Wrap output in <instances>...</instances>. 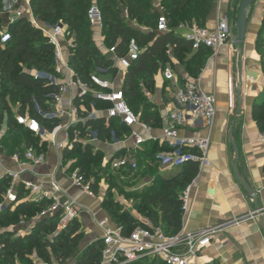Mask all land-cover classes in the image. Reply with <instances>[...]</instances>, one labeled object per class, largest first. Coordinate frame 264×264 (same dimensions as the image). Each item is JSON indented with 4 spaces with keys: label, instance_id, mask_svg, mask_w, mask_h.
Segmentation results:
<instances>
[{
    "label": "built area",
    "instance_id": "2783aa9c",
    "mask_svg": "<svg viewBox=\"0 0 264 264\" xmlns=\"http://www.w3.org/2000/svg\"><path fill=\"white\" fill-rule=\"evenodd\" d=\"M257 1L264 3V0ZM26 5L29 11L22 6L0 11V19L4 21V25L0 27V47L4 48L11 41L8 27L21 19H27L52 48L53 66L49 72L21 65L22 72L52 90L44 93L43 105L36 99L32 100L31 107L36 116L30 114L28 106L23 113H19L22 107L19 101L8 102L16 127L30 135L33 141L29 144L20 143L12 153L2 150L0 145V183L6 181L7 184L1 195L0 213L13 211L16 206L25 202L46 203L32 220H22L19 223L21 229L16 238L26 237L38 222L47 220L54 225V230L45 234L44 240L52 241L75 221H80L84 210L59 184L57 175H63L71 186L90 198L95 197L90 183H96L98 179H86L79 169L70 172L72 159L65 158L64 153L71 152L74 147L82 149L90 146L93 153H102L101 147L111 150L110 155L102 153L104 167L108 166L111 178H118L120 181H132L133 176L140 174L137 154L140 147L148 141L158 142L169 150L168 154L158 156L162 171L190 166H196L199 171L212 165L209 158L210 137L199 135L198 130H211L217 114V102L214 95L202 91L197 78L185 70L176 72L171 65L163 68L160 66L165 81L172 82L173 91L168 110L160 116L164 122L162 135L154 138L150 135V126L142 122L140 114L128 105L122 88L126 72L145 49L139 48L133 40L129 42L123 56L117 54L115 47L108 48L101 30V12L96 5H92L88 10L87 20L97 32L94 39L97 40L98 50L109 58L111 64L109 69H98L86 79L81 78L70 65L76 44L67 25L62 22L54 25L41 23L34 17L29 2ZM230 21L231 16L225 14L217 18L214 30L195 23L181 24L177 29L171 30L168 19L160 13L155 32L180 35L189 43L192 53L207 51L217 54L231 42ZM176 30L186 32L181 35ZM169 58H172L170 54ZM108 70L111 73L108 74ZM143 94L149 98L147 90H143ZM7 118L5 113L0 124V143L8 132ZM186 127L192 128L194 132L183 137L180 131ZM121 133L125 135L121 137ZM261 141L264 142V135ZM50 148L55 151L56 164L53 172L47 175V182L36 184L27 180V174L36 176L34 170L46 164ZM195 188L194 178L181 196L182 217L189 212ZM263 214L264 209H259L217 226L194 233L181 231L175 235L165 234L161 226L150 222L137 226L128 234H122L121 228L112 225L109 219H95V225L101 234L94 242L100 241L101 244L100 264L153 260L163 264H211L203 262L202 256L217 234ZM90 216L95 218L93 214ZM1 250L2 245L0 264H3ZM26 257L32 264H50L41 260L36 253ZM14 264L21 263L16 261Z\"/></svg>",
    "mask_w": 264,
    "mask_h": 264
},
{
    "label": "trees",
    "instance_id": "16d2710c",
    "mask_svg": "<svg viewBox=\"0 0 264 264\" xmlns=\"http://www.w3.org/2000/svg\"><path fill=\"white\" fill-rule=\"evenodd\" d=\"M93 1L31 0L29 5L37 21L50 25L62 22L73 33L76 48L70 59V65L81 78L86 79L98 69H109L111 64L109 58L98 50L93 40L95 30L87 20V13L92 5H96L101 12V30L108 48L115 47L119 56L125 55L131 40L139 48H144V52L126 72L122 88L128 105L133 111L139 112L142 122L150 127L159 124L160 117L157 113L133 109L134 106L144 103L143 90L151 91L153 89V76L160 66L171 65L169 54L179 62L180 66H183L186 72L196 77L205 61V56L202 53L209 52L192 53L189 43L180 35H175L172 32L157 34L155 32L157 18L160 13H163L168 19V26L171 30L177 29L181 24L192 23L205 27L207 15L216 0H161L158 7L154 3L151 7L148 3L151 0H95L96 4ZM236 12L237 9L235 14ZM2 25H4V21L0 19V27ZM8 30L11 41L4 48L0 47V124L6 113L8 132L2 138L0 145L2 150L12 153L20 143L29 144L33 139L25 131L16 127L8 102L19 101L22 106L19 113H23L28 106L30 114L36 116L31 107L32 100L36 99L39 104L43 105L44 93L52 90V88L44 87L41 82L34 81L23 74L21 65L28 69L50 72L53 66V53L41 32L34 29L27 19L19 20L9 26ZM263 30L264 20L261 32ZM189 53H192V56L186 58ZM108 71V74L111 73L110 70ZM252 117L260 133L264 135V95L254 102ZM99 156L103 158L100 152L93 153L90 146L82 149L74 147L71 152L64 153L65 158L75 157L71 164L77 166L80 172L85 174L86 179H99L98 177L112 179L107 169L108 166H96ZM154 157L153 153L147 155L151 163L156 162ZM139 158L138 152L137 160ZM147 167L150 168L151 165L148 164ZM179 171V174L175 176L158 180L143 195L145 202L150 207L145 209L144 216H148L153 225L161 226L167 235H175L182 230L181 196L198 172L196 166L184 167ZM139 175L133 176L132 180L139 178ZM6 185V181L0 183V202ZM90 189L94 195H97L99 183H90ZM45 204V202L40 204L21 203L13 211L7 210L0 213V223L4 226L16 225L20 218L26 220L28 216L32 220ZM102 205H106V203L103 202ZM106 209V211H111L112 218L108 217L111 223L121 228L122 234H128L137 226L144 225L134 223L132 218L126 214L121 212L117 214L110 206ZM78 226L75 221L52 241L41 240V238L44 239L45 234L54 230V225L47 220L38 222L32 233L24 238H13L11 234L1 231L2 263L14 264L18 261L21 264H32L26 257L31 255L32 247H34L36 255L46 263H52L53 259L62 261L72 258L81 237ZM81 252L82 255L78 257L76 264H100V241L91 243ZM128 264L163 263L153 260Z\"/></svg>",
    "mask_w": 264,
    "mask_h": 264
},
{
    "label": "crops",
    "instance_id": "0c3cea01",
    "mask_svg": "<svg viewBox=\"0 0 264 264\" xmlns=\"http://www.w3.org/2000/svg\"><path fill=\"white\" fill-rule=\"evenodd\" d=\"M27 2L29 0H23L21 6L29 11ZM239 2L240 0H216L207 15L205 28L214 30L217 18L221 15L228 14L233 18ZM263 20L264 3L257 1L252 5L244 41L240 45L236 46L230 42L217 54L202 53L205 61L195 78L198 79L203 92L215 96L217 114L211 130H198V133L210 137L209 158L212 165L197 172L196 188L191 197L189 212L182 217L183 233H194L256 211L253 198L234 178V151L231 142L235 143L239 150V175L254 191L258 208L264 209V142L261 141L263 134L252 117L254 102L264 95L261 56L257 49L258 41L264 39V30L261 32ZM185 32L176 30V33L181 35ZM188 55L192 56V53ZM170 60L176 72L184 71L175 58ZM249 71L256 72L257 78L253 80L247 77L246 73ZM153 82V89L148 91L149 98L144 97L149 101L148 112H155L160 117L172 102L173 84L165 81L160 69L153 76ZM239 99H242V107L240 113L236 114ZM163 126L164 122L160 118L159 124L150 127V135L160 138ZM192 132V128L186 127L180 131V135L184 137ZM147 144H152V150L149 152L145 149ZM101 149L105 155L111 154L108 148ZM168 151L165 145L148 141L140 147V158L137 161L147 162V155L153 153L161 170L158 156L166 155ZM5 163L8 162L5 160ZM55 164V151L50 148L47 151L46 164L34 170L36 176L27 174L25 178L36 184L46 183L47 175L53 172ZM172 171L166 170L162 173ZM57 181L83 208L84 213L79 222L82 229L86 230L89 242H94L101 234L95 225V219H109L101 209V201L81 193L71 186L63 175L58 174ZM90 214L95 218L92 219ZM202 261L211 264H264V214L259 218L244 220L239 226L227 228L217 234L211 246L204 251Z\"/></svg>",
    "mask_w": 264,
    "mask_h": 264
},
{
    "label": "rangeland",
    "instance_id": "374dc122",
    "mask_svg": "<svg viewBox=\"0 0 264 264\" xmlns=\"http://www.w3.org/2000/svg\"><path fill=\"white\" fill-rule=\"evenodd\" d=\"M23 0H2L0 5V11H4L5 9H17L21 7ZM31 0H29L30 2ZM161 0H151L148 1V3L151 5L154 3L156 7H158V4H160ZM241 2V0H240ZM239 2V3H240ZM257 2V1H256ZM94 4H96V1H93ZM239 5V4H238ZM96 37V33H94ZM94 42L96 43L97 40L93 38ZM258 51L260 52L261 56V72L264 77V39H261L258 41ZM186 58H190V55H187ZM192 69V66H190ZM148 100L144 98V103L138 104L134 106V110L136 111H148L150 110V105L148 104ZM137 113V112H136ZM139 113V112H138ZM125 135L124 133H121L120 136L123 137ZM148 152L152 150V144H147L146 148ZM156 160V158L154 157ZM75 160V157H72L71 163ZM105 160L99 156V159L97 160V167L102 166L104 167ZM139 168H140V175L139 178L136 180L130 181L129 179L120 181L118 178H112V179H103L101 177H98L99 179L96 180V182L99 183V191L98 194L95 195V198L101 201V209L106 214V216H112L110 215L111 211H106L107 207H111L112 210H115L118 214V212H121L123 214H126L127 216H130L134 223H140L145 224L146 222L151 221L148 219V216H144V211L146 208H150L149 205L144 200V193L148 192L153 186L155 182L158 180H161L162 178H165V176H175L179 174V170H173L170 173H162V171L159 169L158 163L154 162L151 163L150 160L145 162L144 160L138 161ZM144 164L146 166H144ZM148 164L151 165L150 168H148ZM75 169H78L77 166H72V164L69 167L70 172L74 171ZM108 169V168H107ZM105 202L106 205H102V203ZM28 219V220H27ZM25 221L31 220L28 216ZM23 219L20 218L18 224L16 225H7L4 226L0 223V232H4L5 234H11L13 238H16L18 231L21 229L19 226V223ZM78 223V232L81 234L80 240L77 244L75 254L72 258L62 260V261H55L52 260V263L50 264H76V260L78 257L82 255V252L85 248H87L91 243L90 238L87 239L86 237V230L82 229L81 223ZM41 240H44L41 238ZM35 252L34 247H32V253L30 256H32Z\"/></svg>",
    "mask_w": 264,
    "mask_h": 264
},
{
    "label": "water",
    "instance_id": "95a60500",
    "mask_svg": "<svg viewBox=\"0 0 264 264\" xmlns=\"http://www.w3.org/2000/svg\"><path fill=\"white\" fill-rule=\"evenodd\" d=\"M257 0H241L238 5L237 12L231 18L230 21V33H231V43L238 46L244 41L245 31L247 27V21L251 12L252 5ZM246 76L252 78L253 80L257 78V74L254 71H249L246 73ZM242 107V99H239V105L236 109V114L240 113ZM232 132V131H231ZM230 132V133H231ZM231 146L234 151V162H233V174L235 180L240 184V186L251 196L254 200L255 209L259 210L256 203V195L254 191L249 187V185L244 182L239 175L238 171V162H239V150L235 143L231 142Z\"/></svg>",
    "mask_w": 264,
    "mask_h": 264
}]
</instances>
